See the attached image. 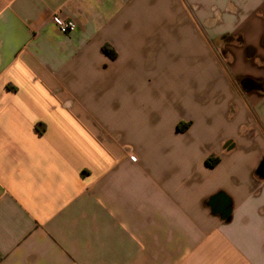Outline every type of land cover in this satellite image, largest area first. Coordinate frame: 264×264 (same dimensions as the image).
I'll list each match as a JSON object with an SVG mask.
<instances>
[{"label":"crops","instance_id":"1","mask_svg":"<svg viewBox=\"0 0 264 264\" xmlns=\"http://www.w3.org/2000/svg\"><path fill=\"white\" fill-rule=\"evenodd\" d=\"M263 158L264 0H0V264H264Z\"/></svg>","mask_w":264,"mask_h":264},{"label":"built area","instance_id":"2","mask_svg":"<svg viewBox=\"0 0 264 264\" xmlns=\"http://www.w3.org/2000/svg\"><path fill=\"white\" fill-rule=\"evenodd\" d=\"M52 21L62 33L67 34L74 29V23L72 21L63 19L58 14L52 16Z\"/></svg>","mask_w":264,"mask_h":264},{"label":"water","instance_id":"3","mask_svg":"<svg viewBox=\"0 0 264 264\" xmlns=\"http://www.w3.org/2000/svg\"><path fill=\"white\" fill-rule=\"evenodd\" d=\"M258 170L264 176V158H263L262 162L260 163ZM226 210L227 211H224L223 209L220 210L221 212H223V217H226L228 215V212H229L228 208Z\"/></svg>","mask_w":264,"mask_h":264},{"label":"trees","instance_id":"4","mask_svg":"<svg viewBox=\"0 0 264 264\" xmlns=\"http://www.w3.org/2000/svg\"><path fill=\"white\" fill-rule=\"evenodd\" d=\"M103 49H104L105 52H107L109 55L112 56V54L110 53V50L106 46H104ZM206 163L208 165H210V166L213 165V162H212L211 158H207L206 159Z\"/></svg>","mask_w":264,"mask_h":264}]
</instances>
